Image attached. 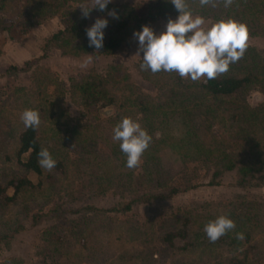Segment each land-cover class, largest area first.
Here are the masks:
<instances>
[{
	"label": "rangeland",
	"instance_id": "374dc122",
	"mask_svg": "<svg viewBox=\"0 0 264 264\" xmlns=\"http://www.w3.org/2000/svg\"><path fill=\"white\" fill-rule=\"evenodd\" d=\"M150 1L111 3L131 4L145 16ZM28 2L9 0L1 25L5 29L0 31V184L24 176L33 184L22 188L8 205H0V264H240L249 243L255 250L248 263L264 264V183H239L241 166L260 167L256 158L260 142L264 144L262 134L235 130L229 134L220 124L236 104L264 103V86H250L244 95L222 105L226 117L214 121L204 111L216 103L208 98L196 107L199 94L189 104L195 108L188 122L170 74L141 68L143 52L133 33L107 55L63 53L56 47L44 51L46 39L62 28L61 13L34 23L26 14ZM83 2L75 0L72 5ZM107 16L90 15L88 27ZM170 18L177 17L157 15L150 26L160 34ZM205 21L206 26L216 22ZM248 47L256 55L264 54V37L249 35ZM89 55L93 60L85 66ZM12 65L23 69L11 70ZM89 74L105 77L106 88L122 106L84 107L74 83ZM141 97L161 102L164 114L153 125L144 124L152 137V154L144 152L140 164L129 169L112 130L125 116L144 126L146 114L137 103ZM29 108L39 111V138L61 163V168L43 169L41 175L26 172L15 157L24 126L21 115ZM226 159L234 163L232 169L225 167ZM170 188L180 191L141 201ZM6 193L11 196L13 188ZM228 210L235 229L227 233V241L210 242L205 225ZM185 216L191 219L187 251L180 249L181 239L174 246L164 239L178 230ZM237 233L244 238L237 239Z\"/></svg>",
	"mask_w": 264,
	"mask_h": 264
},
{
	"label": "trees",
	"instance_id": "16d2710c",
	"mask_svg": "<svg viewBox=\"0 0 264 264\" xmlns=\"http://www.w3.org/2000/svg\"><path fill=\"white\" fill-rule=\"evenodd\" d=\"M75 0H29L26 5V14L30 15L34 20V23L46 19L49 16L61 13L62 28L51 34L46 39L44 45V51L52 47L60 49L63 53L79 54V53H91L94 55H107L115 52L120 46L125 35L134 33L137 30H142V27L156 19L157 15L163 17L175 16L178 17L179 13L175 9L171 0H151L147 5V12L145 16H140L135 12L133 5L128 3L107 5V10L101 12L98 9H93L92 14H107L108 11L115 9L119 18L114 19L111 16H107L108 25L104 29L105 37L103 47L100 51H96L94 46H89V40L86 35V28L88 27V18H82V9L76 8L72 5ZM190 9L194 15H201L204 18H210L218 21L221 18H234L238 21L245 23L248 27L249 35H262L264 37V0H234L233 4L229 7H225L223 0H218L216 6H201L199 0H187ZM9 0H0V31L5 29L1 26L4 23V11L7 10ZM29 21V20H27ZM32 25V22H27ZM44 55V54H43ZM43 57V56H42ZM256 57L259 58V64L256 63ZM28 65L29 62H26ZM11 70H21L15 65L9 67ZM167 74L169 72H158ZM172 77V84L177 83L178 90L182 102L185 104L180 108L186 115V120L190 122V111L195 106H189V104L200 99L196 103V107L202 104L206 99L211 98L216 104H209L204 111L209 121H214L217 118H225L226 116L221 112L222 105L232 103L231 100H236L240 96L244 95L246 90L250 86L261 84L264 86V54H255V50L248 47L244 53L242 59L236 63H232L229 66V71L218 76L216 79L207 80L202 78L199 81L193 82L190 78H182L176 72L169 73ZM111 80L115 79L112 75ZM105 77L99 74H89L84 77L80 82H75L74 87L78 90L81 96L82 104L88 110L98 107H105L109 105L122 106V102L118 101L114 92L109 91L105 85ZM74 82V81H73ZM181 91L183 93L181 94ZM189 91V94L187 93ZM135 99V98H134ZM130 100V99H129ZM138 105L142 111L145 112L144 124L153 125L158 118L164 114L161 102L153 104L148 101L145 102L143 98L137 100ZM236 103V102H235ZM128 106H135L134 104H128ZM235 110L231 116L223 121H220L225 132L231 134L233 130L244 133L260 135L264 142V103H261L255 107H251L247 104H241L235 106ZM129 114L131 111H124ZM182 122H185L182 120ZM142 128L147 129L144 125ZM258 132V133H257ZM182 138H185L182 136ZM188 139V137H187ZM190 141V140H189ZM43 146L38 129L28 128L23 126V129L19 132L16 140L15 157L17 162L26 172H34L37 175H41L43 169L38 164V153ZM44 147V146H43ZM260 151L257 153L256 160L260 167L255 168L244 164L239 168L240 180L242 185H257L261 182L264 183V144L260 142ZM195 153L201 152V148H197ZM147 154H152L150 146L145 151ZM224 161V160H223ZM55 168H61V163L56 161ZM234 163L229 159H226L225 167L232 169ZM256 172L261 174L256 176ZM32 182L24 177L14 178L7 181L5 184H0V205L6 206L12 201L20 190L27 186H32ZM12 187L13 194L7 195L6 190ZM180 191V188H170L165 193L149 194L147 198H141V201L147 202L153 199H163L175 195ZM138 200V199H137ZM229 215V210L228 214ZM232 216H235L232 211ZM243 216V215H242ZM241 218V217H237ZM184 221L179 225V228L175 232H168L164 239L165 241L174 246L175 240L181 239L183 246L180 249L187 251L191 247V242H188L187 238L190 234L191 219L185 216ZM228 234L222 236L215 243L220 244L223 241H227ZM208 244V242H205ZM254 246L249 243L247 249L241 252L242 260L240 264H249L248 258L252 255ZM8 264H15L10 262Z\"/></svg>",
	"mask_w": 264,
	"mask_h": 264
},
{
	"label": "clouds",
	"instance_id": "9594fccd",
	"mask_svg": "<svg viewBox=\"0 0 264 264\" xmlns=\"http://www.w3.org/2000/svg\"><path fill=\"white\" fill-rule=\"evenodd\" d=\"M112 0H85L77 5L82 9V18H90L91 11L107 10ZM234 0H223L225 7L233 4ZM179 15L169 19L166 30L157 34L154 29L145 24L142 30L133 33L138 40L139 50L143 52L141 68L152 73L176 72L182 78H190L193 82L202 78L216 79L227 73L232 63L242 59L249 46V31L245 23L234 18H221L206 26L205 18L194 15L187 0H171ZM201 6H216L218 0H199ZM108 15L118 19L115 9ZM107 18L98 17L86 28L89 46L96 51L103 47ZM93 56L89 55L84 64L91 63ZM21 120L26 129H38L41 123L40 113L35 109H25ZM114 141L119 142L120 150L126 155V166L135 169L141 161L143 153L148 149L152 137L141 124L131 117H122L112 130ZM50 151L41 147L38 153V164L42 169L51 171L56 167ZM236 224L227 214H221L209 221L204 231L208 240L215 243L222 236L235 229ZM237 239H243V233L236 234Z\"/></svg>",
	"mask_w": 264,
	"mask_h": 264
}]
</instances>
